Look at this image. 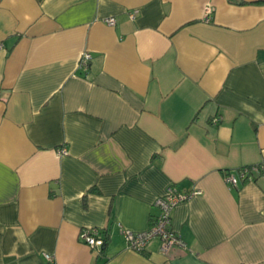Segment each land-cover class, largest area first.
Returning <instances> with one entry per match:
<instances>
[{"label": "crops", "instance_id": "0c3cea01", "mask_svg": "<svg viewBox=\"0 0 264 264\" xmlns=\"http://www.w3.org/2000/svg\"><path fill=\"white\" fill-rule=\"evenodd\" d=\"M0 43V264H264V170L222 176L264 165V0H0ZM169 185L185 247L128 249Z\"/></svg>", "mask_w": 264, "mask_h": 264}, {"label": "built area", "instance_id": "2783aa9c", "mask_svg": "<svg viewBox=\"0 0 264 264\" xmlns=\"http://www.w3.org/2000/svg\"><path fill=\"white\" fill-rule=\"evenodd\" d=\"M135 13V10L129 12L128 16L131 20L135 18ZM103 21L110 26L115 24V19L113 17H106ZM90 59L91 54L89 52H82L79 56L78 67L86 70L89 66ZM211 121L213 123H218L219 119L213 118ZM59 153L67 154V150L61 148L59 149ZM262 170H264V165L262 164L247 165L241 166L236 170H224L222 171V176L224 182L229 187H236L240 182L253 181ZM201 193L200 189L183 192L169 185L165 192L156 198L154 202V205L158 208V214L154 217L148 228L141 231H134L122 227L121 224H119L126 247L135 252H142L151 240L157 238L160 241L161 252H166L174 245L184 248L185 242L180 234L175 232L171 227V212L178 203L187 201L194 195H199ZM105 234L106 232L100 228L90 227L81 230L80 238L89 247L101 249L104 244ZM44 256L48 262L52 263L54 261L52 255L45 253Z\"/></svg>", "mask_w": 264, "mask_h": 264}, {"label": "trees", "instance_id": "16d2710c", "mask_svg": "<svg viewBox=\"0 0 264 264\" xmlns=\"http://www.w3.org/2000/svg\"><path fill=\"white\" fill-rule=\"evenodd\" d=\"M106 245H107V236H106V234H105L104 244H103L102 247H101V250H102V251H104V248L106 247Z\"/></svg>", "mask_w": 264, "mask_h": 264}]
</instances>
